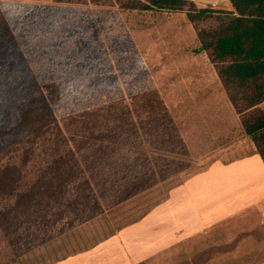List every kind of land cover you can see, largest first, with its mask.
I'll return each mask as SVG.
<instances>
[{
	"label": "rangeland",
	"instance_id": "obj_1",
	"mask_svg": "<svg viewBox=\"0 0 264 264\" xmlns=\"http://www.w3.org/2000/svg\"><path fill=\"white\" fill-rule=\"evenodd\" d=\"M215 25L209 17L190 22L185 10L0 0V36L5 29L10 33L13 60L4 74L29 78L32 85L26 87L41 90L59 121L109 106L112 111L143 103L155 108L158 100L174 126L171 134L142 135L136 148L126 145L107 169L153 172L150 187L65 227L28 253L25 264H52L88 250L140 220L173 187L211 162L256 150L239 115L218 92L210 75L215 66L198 50L197 30ZM136 155L143 158L134 163ZM263 233L254 215H241L162 249L155 246L140 264H264Z\"/></svg>",
	"mask_w": 264,
	"mask_h": 264
},
{
	"label": "trees",
	"instance_id": "obj_2",
	"mask_svg": "<svg viewBox=\"0 0 264 264\" xmlns=\"http://www.w3.org/2000/svg\"><path fill=\"white\" fill-rule=\"evenodd\" d=\"M57 1L185 10L190 22L216 21L215 27L197 30L198 50L215 66L244 132L264 161V108H259L264 102V0H229L232 11L197 8L190 0ZM9 37L6 29L0 36V264H25L28 253L65 227L150 187L153 172L107 169L126 145L136 148L142 135L171 134L174 126L158 100L155 108L143 103L112 111L109 106L59 121L41 90L26 87L29 78L4 74L13 62ZM142 158L136 155L134 163ZM29 165L35 167L30 173Z\"/></svg>",
	"mask_w": 264,
	"mask_h": 264
},
{
	"label": "crops",
	"instance_id": "obj_3",
	"mask_svg": "<svg viewBox=\"0 0 264 264\" xmlns=\"http://www.w3.org/2000/svg\"><path fill=\"white\" fill-rule=\"evenodd\" d=\"M190 1L197 8L233 10L229 0ZM210 75L224 102L231 105L214 69ZM241 215H254L264 225V161L254 147L231 160L211 162L173 187L140 220L52 264H140L154 253L155 246L162 249Z\"/></svg>",
	"mask_w": 264,
	"mask_h": 264
}]
</instances>
